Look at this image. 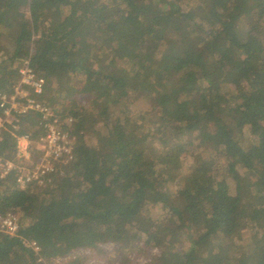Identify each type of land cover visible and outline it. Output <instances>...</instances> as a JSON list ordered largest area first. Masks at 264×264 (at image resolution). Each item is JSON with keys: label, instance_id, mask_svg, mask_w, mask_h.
<instances>
[{"label": "trees", "instance_id": "1", "mask_svg": "<svg viewBox=\"0 0 264 264\" xmlns=\"http://www.w3.org/2000/svg\"><path fill=\"white\" fill-rule=\"evenodd\" d=\"M28 57L75 158L45 185L0 178V213L21 215L0 264L109 242L124 256L157 248L155 264H264V0H0V90ZM141 95L158 113L142 123ZM40 118L14 116L34 142ZM14 146L7 132L0 153ZM157 203L165 214L146 210ZM244 221L258 230L246 244Z\"/></svg>", "mask_w": 264, "mask_h": 264}, {"label": "built area", "instance_id": "2", "mask_svg": "<svg viewBox=\"0 0 264 264\" xmlns=\"http://www.w3.org/2000/svg\"><path fill=\"white\" fill-rule=\"evenodd\" d=\"M17 80L11 92L0 90V144L7 132L15 140V152L12 158L0 153V178L13 177L20 189L31 185H45L52 176L63 173V166L75 158L76 138L64 130L61 118L47 103L38 99L43 94L46 79L32 66L31 58L15 62ZM37 113L43 133L37 142L29 132H19L20 125L15 115ZM73 118H69L72 122ZM21 226V216L14 210L0 213V234L16 236ZM26 244L38 255L41 251L37 241L26 240ZM39 259L42 258L39 256Z\"/></svg>", "mask_w": 264, "mask_h": 264}, {"label": "rangeland", "instance_id": "3", "mask_svg": "<svg viewBox=\"0 0 264 264\" xmlns=\"http://www.w3.org/2000/svg\"><path fill=\"white\" fill-rule=\"evenodd\" d=\"M179 1V0H173ZM183 5L186 6V2L182 1ZM26 12L28 10L25 9ZM15 63L12 64V68ZM131 115L137 117L139 122L144 121L147 117H157L158 113L154 109L152 104V99L148 96L141 95L131 106ZM142 123V122H141ZM91 137V136H90ZM88 137V141H91ZM185 159V171L188 172L192 168L193 159L190 157H183ZM224 169V165H223ZM247 175V172L242 171ZM171 192H176L179 188L177 183H172L170 185ZM178 203L182 204L181 200L177 199ZM148 212L159 211L160 213L165 214L166 208L163 207L162 203L148 205ZM21 216V215H20ZM240 230L243 236V242L250 243L253 239V236L258 231L253 223H248L244 221L240 226ZM183 241H186V238L183 237ZM161 251L157 248H152L149 251L147 250L144 253H131L128 256H124L121 251L118 249L117 244L109 242L107 244H101L100 249L91 250L79 248L71 253L66 258L58 259L56 264H61L64 260L73 259L75 257H83L87 264H155L156 256H159Z\"/></svg>", "mask_w": 264, "mask_h": 264}]
</instances>
